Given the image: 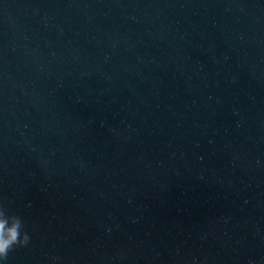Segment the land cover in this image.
Returning a JSON list of instances; mask_svg holds the SVG:
<instances>
[{"label":"water","instance_id":"95a60500","mask_svg":"<svg viewBox=\"0 0 264 264\" xmlns=\"http://www.w3.org/2000/svg\"><path fill=\"white\" fill-rule=\"evenodd\" d=\"M6 264H264V0H0Z\"/></svg>","mask_w":264,"mask_h":264},{"label":"clouds","instance_id":"9594fccd","mask_svg":"<svg viewBox=\"0 0 264 264\" xmlns=\"http://www.w3.org/2000/svg\"><path fill=\"white\" fill-rule=\"evenodd\" d=\"M30 240L29 234L23 231L22 218L8 214L7 208L0 204V264H6L15 247H26Z\"/></svg>","mask_w":264,"mask_h":264}]
</instances>
